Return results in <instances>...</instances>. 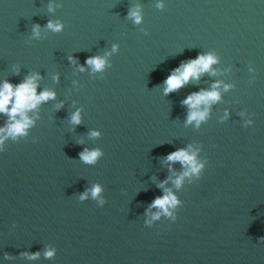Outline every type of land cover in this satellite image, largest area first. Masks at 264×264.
Listing matches in <instances>:
<instances>
[{
    "label": "clouds",
    "instance_id": "9594fccd",
    "mask_svg": "<svg viewBox=\"0 0 264 264\" xmlns=\"http://www.w3.org/2000/svg\"><path fill=\"white\" fill-rule=\"evenodd\" d=\"M162 7L163 5H157ZM49 10H52L51 6ZM128 16L133 19L135 23L139 24L141 22V14L139 8L130 9ZM47 28L59 32L62 30L63 25L59 22L49 21ZM33 35L38 37L40 35V26H33ZM116 50V46H113V51ZM71 59V57H70ZM75 62V61H73ZM217 62V58L212 54L199 55L196 59L190 60L187 63L181 64V66L175 69L172 74L165 80L166 87L164 89L165 95L179 90L185 84H187L191 79H199L200 75L209 72L211 66ZM93 71L102 70L105 66L106 60L103 57L95 56L89 57L86 61ZM84 71L83 66L80 68ZM40 79L39 74H33L24 79L23 82L13 85L7 80L0 85V114H4L8 117V121L4 127H0V144H3L4 140L11 137L15 139L18 136L26 135L27 130L34 124L33 119L29 116V113L36 110L38 106L47 102L49 99L55 98V93L50 90H43L37 92L38 80ZM219 87V83L213 85V90L206 91L201 90L200 92L193 93L189 95L183 104L189 109L187 116V123L191 124L195 121L196 126L199 127L202 121H205L209 114V107L211 104L219 101L220 93L216 90ZM230 87L225 85V89ZM59 107V106H58ZM71 122L73 124H79L81 122L79 110L75 112L71 117ZM252 123V121H248ZM98 132H92L91 136H98ZM102 155L101 151L98 149H85L80 153V159L85 163L94 164L98 158ZM166 162L176 163L179 162L181 166L185 169L174 181L173 183L177 188L181 186L185 177L191 175H199L201 169L204 165L197 160L196 151L191 150V145L188 149H178L167 155ZM167 181L162 182L159 187L163 188ZM102 188L100 185H94L91 189V195L93 198H98ZM88 196L85 192L81 195L80 199L84 200ZM100 204H104L101 199ZM179 204L177 197L173 194L170 189H165V194L162 197H157L150 208H158L161 212L167 216H172L175 220L176 217L170 209L176 208ZM161 212H157L152 216V220L159 219ZM151 224V221H148ZM24 255H28L25 253ZM54 255V250H48L45 252L46 258H51ZM39 253H35L29 256L30 259L38 258Z\"/></svg>",
    "mask_w": 264,
    "mask_h": 264
}]
</instances>
